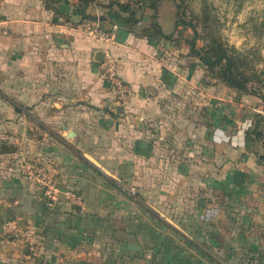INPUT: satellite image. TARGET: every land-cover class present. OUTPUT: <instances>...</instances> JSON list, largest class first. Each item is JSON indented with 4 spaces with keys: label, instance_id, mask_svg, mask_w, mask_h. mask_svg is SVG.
I'll return each mask as SVG.
<instances>
[{
    "label": "crops",
    "instance_id": "crops-1",
    "mask_svg": "<svg viewBox=\"0 0 264 264\" xmlns=\"http://www.w3.org/2000/svg\"><path fill=\"white\" fill-rule=\"evenodd\" d=\"M78 3L0 0V264H264V102L138 25L93 39ZM98 51L134 90L122 113ZM23 159L55 168L53 207Z\"/></svg>",
    "mask_w": 264,
    "mask_h": 264
},
{
    "label": "rangeland",
    "instance_id": "rangeland-1",
    "mask_svg": "<svg viewBox=\"0 0 264 264\" xmlns=\"http://www.w3.org/2000/svg\"><path fill=\"white\" fill-rule=\"evenodd\" d=\"M120 4H128L139 14L140 22L137 25L142 30H151L152 20L160 23V17L164 32L174 30L176 19L191 22L197 29L196 45L208 48L212 41H217L228 48L238 70L247 80L249 91L254 92L251 94L257 97V93L264 95V0H79L77 10L81 18L75 23L86 18L82 16L81 9L86 15L97 17L100 14L107 15L111 9L117 10ZM150 4L156 5V10ZM145 11L148 13H144ZM174 33L175 39L170 40V43L180 50L188 49L192 29L188 25L181 26L180 23ZM228 254V259H224L222 263L221 259L224 257L214 252V255L221 258L214 257V262L255 264L247 249L229 250ZM152 261L157 264L156 253Z\"/></svg>",
    "mask_w": 264,
    "mask_h": 264
},
{
    "label": "built area",
    "instance_id": "built-area-1",
    "mask_svg": "<svg viewBox=\"0 0 264 264\" xmlns=\"http://www.w3.org/2000/svg\"><path fill=\"white\" fill-rule=\"evenodd\" d=\"M139 23V22H138ZM78 29L99 41H113L115 32L119 27L117 21L104 25L101 21L93 18H84L77 24ZM102 77L114 93L115 102L118 105H124L133 94L132 86L123 80L118 73L117 59L111 52H104L103 61L101 62ZM24 176L32 181L39 189L42 200L49 207H53L60 199L62 190L56 183L57 172L54 167L35 159L22 160ZM121 187L130 196L136 198L137 190L133 185L121 183ZM70 198L80 203V196L73 191L68 192ZM23 241H30V233H22Z\"/></svg>",
    "mask_w": 264,
    "mask_h": 264
},
{
    "label": "trees",
    "instance_id": "trees-1",
    "mask_svg": "<svg viewBox=\"0 0 264 264\" xmlns=\"http://www.w3.org/2000/svg\"><path fill=\"white\" fill-rule=\"evenodd\" d=\"M46 7L53 8L56 0H44ZM151 7L156 10V5L150 4ZM83 17L93 18L84 13L81 9ZM122 12V14H121ZM112 14L114 16L113 21L122 22L126 28H133L140 22L138 15L133 8H130L127 4H120L117 10H109L108 14ZM105 19L100 20L103 22ZM181 26L188 25L192 31L193 35L188 40V53L199 60L208 70V74L212 76L215 80L220 81L230 88H233L239 92L243 93H254L250 92L247 86V80L243 78L242 73L238 70L237 64L234 60L233 55L229 52V49L224 47L221 43L217 41H212V44L208 48H200L196 45L197 40V29L191 22H186L185 20L176 19L174 22V30L171 32H164L160 23L156 20H152L151 22V30L148 28L146 30H141L145 34H150L156 36L158 38H165L168 40L175 39L174 31L178 29L179 25ZM218 68V71L216 70ZM257 95L264 100V95L261 93H257Z\"/></svg>",
    "mask_w": 264,
    "mask_h": 264
},
{
    "label": "water",
    "instance_id": "water-1",
    "mask_svg": "<svg viewBox=\"0 0 264 264\" xmlns=\"http://www.w3.org/2000/svg\"><path fill=\"white\" fill-rule=\"evenodd\" d=\"M93 19H97V20H102V19H106V15H99V16H95L93 17ZM96 60L98 62H102L103 61V52L102 51H98L97 52V56L95 57ZM114 110L116 113H122L123 112V108L120 105H114ZM129 120H133L134 122L137 123L138 126L142 127V122L141 120L136 117V116H129L128 117Z\"/></svg>",
    "mask_w": 264,
    "mask_h": 264
}]
</instances>
